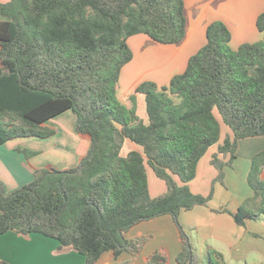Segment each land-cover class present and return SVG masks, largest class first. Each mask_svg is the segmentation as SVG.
I'll use <instances>...</instances> for the list:
<instances>
[{"label": "trees", "instance_id": "16d2710c", "mask_svg": "<svg viewBox=\"0 0 264 264\" xmlns=\"http://www.w3.org/2000/svg\"><path fill=\"white\" fill-rule=\"evenodd\" d=\"M0 18V147L55 137L49 122L69 111L78 136L91 144L76 168L36 169L30 183L10 193L0 182V235L40 233L58 240L60 251L97 264L107 252L142 254L150 237L126 233L170 215L182 240L177 264H227L212 249L196 254L179 215L214 197V186L208 196L190 186L211 149L214 184L225 185L239 142L264 137V36L233 50L229 28L213 22L186 71L168 86L141 83L129 109L117 96L122 69L134 58L129 39L182 44L184 0H6ZM257 27L264 35V13ZM137 94L145 96L147 122L137 113ZM126 145L132 148L124 155ZM150 172L166 185L156 197ZM248 183L253 196L236 212L216 211L243 227L264 215V151L253 156ZM168 263L164 248L148 258V264Z\"/></svg>", "mask_w": 264, "mask_h": 264}, {"label": "crops", "instance_id": "0c3cea01", "mask_svg": "<svg viewBox=\"0 0 264 264\" xmlns=\"http://www.w3.org/2000/svg\"><path fill=\"white\" fill-rule=\"evenodd\" d=\"M184 1L188 30L182 44H156L145 35L129 39V46L136 52L133 60L122 69L117 89L119 100L127 108H132L130 97L141 83L153 81L160 86H168L174 76L185 72L190 58L206 45L207 29L213 22L223 21L229 28L233 37V50L245 43H256L263 39L257 20L264 13V0ZM136 101L138 115L147 122V117L140 113L146 102L145 96L137 94ZM49 124L57 130L55 137L48 140L20 138L0 147V182L5 185L8 193L30 183L36 169L76 168L81 158L89 152L91 144L78 136L77 119L72 111L52 119ZM125 148L127 150L124 155L132 147L126 145ZM19 150L38 154L27 157ZM261 151H264V137L241 140L234 166L225 168V185L219 182L214 184L218 172L210 161L215 152L210 151L201 160L197 177L190 185L191 189L196 194L207 196L214 186V197L208 206L184 210L179 215L180 224L200 257H205L208 250L212 249L221 253L227 264H264V215L243 227L230 214L253 196L248 176L253 156ZM154 178L151 179L149 175L150 192L156 197L166 191V185L156 180L155 176ZM222 209L230 213L216 212ZM144 236L150 237V240L142 254L131 256L123 253L116 257L113 252H107L97 264H148L149 256L160 248L166 249L168 264H177L176 258L182 250V240L172 216L165 215L142 222L126 233V237L130 239ZM59 247L58 240L40 233L24 236L9 231L0 235V264L86 263L84 255L70 249L60 251Z\"/></svg>", "mask_w": 264, "mask_h": 264}, {"label": "rangeland", "instance_id": "374dc122", "mask_svg": "<svg viewBox=\"0 0 264 264\" xmlns=\"http://www.w3.org/2000/svg\"><path fill=\"white\" fill-rule=\"evenodd\" d=\"M3 1H6V0H3ZM232 40H233V37H232ZM231 43H232V41H231ZM231 43H230V47H232V45H231ZM131 48V47H130ZM132 50V52H133V54H134V56H135V52L136 51H134L133 49H131ZM144 66H146L147 65V63L144 61ZM140 113H141V115H143L144 117L146 116L147 117V114H146V102H144V107L143 108H141L140 109ZM127 149L125 148V150H124V152L126 151ZM211 152H215L216 151V148H213V149H211L210 150ZM212 169H214L213 167H212ZM149 175H150V177H151V179H152V177L154 178V176H153V174L150 172L149 173ZM155 179V178H154ZM156 180H157V178H156ZM158 181H160V180H158ZM161 183H163V185L165 186V183L164 182H161ZM211 193V192H210ZM208 196V195H207Z\"/></svg>", "mask_w": 264, "mask_h": 264}, {"label": "built area", "instance_id": "2783aa9c", "mask_svg": "<svg viewBox=\"0 0 264 264\" xmlns=\"http://www.w3.org/2000/svg\"><path fill=\"white\" fill-rule=\"evenodd\" d=\"M0 2H4L3 0H0Z\"/></svg>", "mask_w": 264, "mask_h": 264}]
</instances>
